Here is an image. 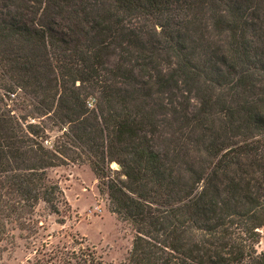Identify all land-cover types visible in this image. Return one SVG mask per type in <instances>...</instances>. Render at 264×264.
<instances>
[{
	"label": "trees",
	"instance_id": "obj_1",
	"mask_svg": "<svg viewBox=\"0 0 264 264\" xmlns=\"http://www.w3.org/2000/svg\"><path fill=\"white\" fill-rule=\"evenodd\" d=\"M1 7L0 102L30 109L0 105V251L39 202L68 210L47 171L86 161L133 229L127 264H264V0Z\"/></svg>",
	"mask_w": 264,
	"mask_h": 264
},
{
	"label": "rangeland",
	"instance_id": "obj_2",
	"mask_svg": "<svg viewBox=\"0 0 264 264\" xmlns=\"http://www.w3.org/2000/svg\"><path fill=\"white\" fill-rule=\"evenodd\" d=\"M1 2L0 12L3 13L5 9ZM9 75L0 74V92H3L1 85H12ZM9 97L12 99L6 101L9 106H3L2 102L0 105L12 114L14 112L13 115L26 114L25 109H30L27 101L23 103L24 109L18 104L23 99L21 96L15 104L13 95ZM48 135L50 140L46 144L52 142L55 129L48 131ZM110 167L117 169L118 164L111 162ZM47 174L57 182L68 210L60 205V212L55 214L39 202L34 214L36 232L28 235L18 228L11 230L12 242L1 243L0 264H63L65 254L77 251L79 247H89L105 264H127L133 229L108 210V200L99 192L98 179L89 164L67 161L49 169Z\"/></svg>",
	"mask_w": 264,
	"mask_h": 264
}]
</instances>
